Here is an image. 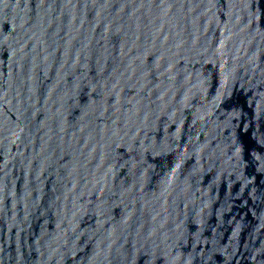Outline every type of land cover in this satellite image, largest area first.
Instances as JSON below:
<instances>
[{"label": "water", "instance_id": "1", "mask_svg": "<svg viewBox=\"0 0 264 264\" xmlns=\"http://www.w3.org/2000/svg\"><path fill=\"white\" fill-rule=\"evenodd\" d=\"M264 0H0V264H263Z\"/></svg>", "mask_w": 264, "mask_h": 264}]
</instances>
